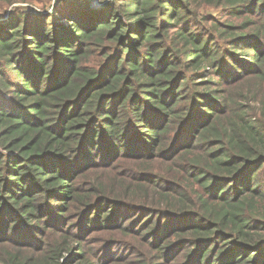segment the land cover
Masks as SVG:
<instances>
[{"label": "trees", "instance_id": "obj_1", "mask_svg": "<svg viewBox=\"0 0 264 264\" xmlns=\"http://www.w3.org/2000/svg\"><path fill=\"white\" fill-rule=\"evenodd\" d=\"M91 1L0 0V264H264V0Z\"/></svg>", "mask_w": 264, "mask_h": 264}, {"label": "rangeland", "instance_id": "obj_2", "mask_svg": "<svg viewBox=\"0 0 264 264\" xmlns=\"http://www.w3.org/2000/svg\"><path fill=\"white\" fill-rule=\"evenodd\" d=\"M56 0H53V2L51 4H54ZM50 4V3H49ZM101 5V2L99 0H92L91 1V6L93 8H98ZM33 8L36 9L37 12H41V11H47V12H52L53 8L52 5H47V6H41L40 4H36V6H34ZM214 13H217L218 11L213 10Z\"/></svg>", "mask_w": 264, "mask_h": 264}]
</instances>
